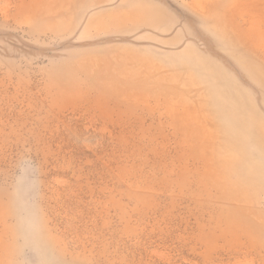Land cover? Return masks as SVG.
Masks as SVG:
<instances>
[{
  "label": "rangeland",
  "instance_id": "rangeland-1",
  "mask_svg": "<svg viewBox=\"0 0 264 264\" xmlns=\"http://www.w3.org/2000/svg\"><path fill=\"white\" fill-rule=\"evenodd\" d=\"M0 264H264V0H0Z\"/></svg>",
  "mask_w": 264,
  "mask_h": 264
}]
</instances>
